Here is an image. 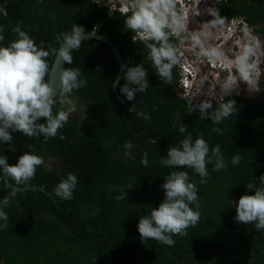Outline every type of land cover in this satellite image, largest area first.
Here are the masks:
<instances>
[{
	"label": "trees",
	"instance_id": "16d2710c",
	"mask_svg": "<svg viewBox=\"0 0 264 264\" xmlns=\"http://www.w3.org/2000/svg\"><path fill=\"white\" fill-rule=\"evenodd\" d=\"M216 7L229 20L246 17L254 32L264 37V0H220ZM122 18L97 0H0L3 46L15 38L12 28L18 24L38 45L44 42L54 48H59L60 34L70 32L74 24L85 32L96 29L119 48L127 66L143 63L150 83L145 92L127 101L119 87H111L119 66L103 41L84 39L79 50L71 52L73 63L63 68H79L87 85L70 98L84 105L87 114L80 123L68 120L55 138L45 141L43 136L29 139L13 133V142L5 143L9 165L33 150L45 164L27 184L9 182L43 190L17 191L3 209L8 219H0V264H264V230L235 220V203L242 195H254L246 185L260 187L258 179L264 175V102L233 94L226 99L236 101L235 114L215 125L201 120L184 99L168 94L177 85L176 69L172 84H163L146 50L139 42L133 44L132 33L124 30ZM53 59L49 57L50 62ZM119 83H125L123 72ZM56 99L54 112L60 95ZM133 105L135 111H130ZM183 124L193 139L202 135L210 147L219 144L227 167L215 172L214 164H209L205 184L193 170L181 169L198 186L200 222L187 229V236L173 237L174 246L142 242L139 218L163 202L161 185L175 169L161 166L160 159L178 143ZM213 127L223 134L213 132ZM145 153L147 167L141 164ZM235 155L242 159L234 166ZM47 159H60V166L48 167ZM68 173L75 174L78 183L73 198L63 200L54 189ZM9 190L0 181V200ZM123 191L125 200H117Z\"/></svg>",
	"mask_w": 264,
	"mask_h": 264
},
{
	"label": "clouds",
	"instance_id": "9594fccd",
	"mask_svg": "<svg viewBox=\"0 0 264 264\" xmlns=\"http://www.w3.org/2000/svg\"><path fill=\"white\" fill-rule=\"evenodd\" d=\"M107 1L97 0V3L108 8L112 15L116 12L123 15L124 30L132 33L133 44L139 42L146 50L152 68L163 84H172L175 68L178 74L176 86L182 94L192 92L197 75L192 71L194 64H207L211 70L224 75L215 81L210 80L206 89H197L189 100L179 92H168L170 96L184 99L191 109L199 112L201 120H210L215 125L235 114L236 101L226 98L239 95L241 84L247 85L248 92H260V80L264 75V41L254 33V26L247 23L246 17L233 16L229 20L221 16L217 7L205 6L201 10L200 0H196L195 16H210L211 19L202 23L196 21V26L190 27L193 6L187 3L188 0H116L112 8L104 3ZM237 30L240 35L236 37L233 48L226 49L223 43L216 42ZM4 31V26H0V140L11 144L13 133L23 134L29 139L43 136L45 141L55 138L68 123L70 112L53 111L57 103L53 72L58 65L73 63L71 52L81 47L85 29L74 24L70 32L61 33L59 48L44 42L38 45L19 24L12 28L15 38L3 46ZM91 32L95 35L96 29ZM232 37L230 35V39ZM49 57L54 59L50 62ZM219 73L212 75L219 77ZM147 77L148 69L143 63L126 66L123 68L125 83L120 85L117 77L111 87H119L126 100L133 101L137 93H143L150 87ZM58 78L61 105L72 104L71 94L87 85L79 68L60 67ZM217 95L220 102L215 101L214 106L213 100ZM201 96L205 98L194 105V98ZM129 110L135 111V105ZM42 119L44 122H40ZM178 131L181 134L178 143L170 145L166 157L160 159L161 166L175 169L161 185L163 202L158 208L150 207L151 211L139 218L138 232L142 242L154 240L174 246L173 237L187 236V229L200 222L198 186L189 172L181 169L193 170L200 177L199 183L205 184L210 178L209 164H214L215 172L227 167L219 144L210 147L202 135L193 139L186 124L180 125ZM212 131L223 134L217 127ZM63 138L61 135L60 139ZM241 159L239 155L233 156L232 165H238ZM44 164V158L34 150L24 152L15 165H9L7 157H3L0 158V178L7 177V182L14 181L15 185L27 184L34 179L37 168ZM141 164L148 166L147 153ZM258 180L260 187L252 183L246 185L254 195H242L235 203V220L245 225L253 224L256 231H261L264 230V175ZM77 183L76 175L68 173L54 189V195L71 200ZM131 187L129 185L128 189ZM16 195L17 190L12 187L9 195L0 200V219L7 221L8 215L3 209L10 206ZM116 198L124 201L126 191ZM230 201L233 205V200Z\"/></svg>",
	"mask_w": 264,
	"mask_h": 264
},
{
	"label": "rangeland",
	"instance_id": "374dc122",
	"mask_svg": "<svg viewBox=\"0 0 264 264\" xmlns=\"http://www.w3.org/2000/svg\"><path fill=\"white\" fill-rule=\"evenodd\" d=\"M116 0H108L107 2H104L105 4L108 3V5L112 8L113 7V3ZM218 0H200V9L202 10L205 6L208 7H213L214 5H216ZM189 4H191L193 6V12L190 15V27H195L196 26V21L202 23L205 20L211 19L210 16H201V17H196L194 14L195 8H196V0H188ZM255 33V32H254ZM256 35H258L262 41H264V37L255 33ZM230 35H232L233 37L230 39ZM240 33L237 30L235 32V34H227L225 37L221 38L220 41H216L218 43H223L224 47L226 49L228 48H233L234 47V41L236 39L237 36H239ZM206 65V66H205ZM194 69L192 68V71L194 73H197L196 75V81L194 83V87L192 89V92H186L184 94L181 93V91L179 90L178 86H175L174 88H172L170 90L169 93H176L179 92L182 96L185 97V99H192V93H195L197 89L199 88H207L209 86V81H215L217 78H222L224 75L219 72H216L214 70H211L209 68V66L207 64L204 65H200V64H194ZM262 68H264V58H262ZM213 73H219L220 76L216 77L213 76ZM201 77H204L203 80H201ZM259 91L258 93H255L254 91H247V85L245 84H241L240 85V94L238 95L239 97L243 98V99H248V100H252L253 102L256 103H261L264 102V75H262L261 80H260V85H259ZM205 97L201 96V97H197L194 98V105L197 104L198 102H200L201 100H203ZM219 95H217L215 97V100H213V103L216 101H219ZM73 101V100H72ZM58 108L57 111L59 110H63V111H69L70 112V116H69V121L72 122H76V123H80L81 119L87 114V109L84 107V105H77L75 102H73L70 105H61L60 103H58ZM60 162L61 160L58 159L57 161H52L50 159H47L46 161V165L48 167H52L53 165L57 166L56 168H58V166H60Z\"/></svg>",
	"mask_w": 264,
	"mask_h": 264
},
{
	"label": "water",
	"instance_id": "95a60500",
	"mask_svg": "<svg viewBox=\"0 0 264 264\" xmlns=\"http://www.w3.org/2000/svg\"><path fill=\"white\" fill-rule=\"evenodd\" d=\"M92 33L93 32H84V39L100 40V41H103L109 47V49L113 53V55H114V57H115V59H116V61L118 63V66H119L118 73L116 75L115 80L117 79V77L120 78V76H121V74L123 72V68L127 66V62H125L123 60V58L121 57V55L119 53V49L114 46L112 41L105 34H100L99 32H95V35H93ZM58 41L60 42L59 38H58ZM59 47H60V45H59ZM60 67H64V64L63 65H58L57 68L53 72V80H54V88H55V95L56 96L59 95V87H58L59 78L58 77H59ZM113 89L115 90L116 88H113ZM116 99L117 100H122L121 97L118 94H116ZM3 157H6V146H5V143L2 140H0V158H3ZM0 179L4 180L3 182L5 183V187L6 188L15 187L16 190L20 191V192H24V191H26L28 189L35 190V189L38 188V187H32V186H27V187H23V188L22 187H16V186L12 185L11 183L7 182V177H2ZM38 189L43 190L42 187H40Z\"/></svg>",
	"mask_w": 264,
	"mask_h": 264
},
{
	"label": "flooded vegetation",
	"instance_id": "af4514ba",
	"mask_svg": "<svg viewBox=\"0 0 264 264\" xmlns=\"http://www.w3.org/2000/svg\"><path fill=\"white\" fill-rule=\"evenodd\" d=\"M218 1H220V0H218ZM214 7H216V5H214ZM100 34H102V33H100ZM111 40V39H110ZM112 41V40H111ZM113 43V42H112ZM115 46V45H114ZM116 47V46H115ZM117 48V47H116ZM119 49V48H118ZM120 51V50H119ZM170 92V91H169Z\"/></svg>",
	"mask_w": 264,
	"mask_h": 264
},
{
	"label": "bare ground",
	"instance_id": "6f19581e",
	"mask_svg": "<svg viewBox=\"0 0 264 264\" xmlns=\"http://www.w3.org/2000/svg\"><path fill=\"white\" fill-rule=\"evenodd\" d=\"M230 37V36H229Z\"/></svg>",
	"mask_w": 264,
	"mask_h": 264
}]
</instances>
